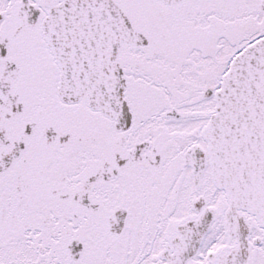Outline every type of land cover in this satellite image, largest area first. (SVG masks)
<instances>
[{"label": "snow or ice", "instance_id": "obj_1", "mask_svg": "<svg viewBox=\"0 0 264 264\" xmlns=\"http://www.w3.org/2000/svg\"><path fill=\"white\" fill-rule=\"evenodd\" d=\"M0 264H264V0H0Z\"/></svg>", "mask_w": 264, "mask_h": 264}]
</instances>
